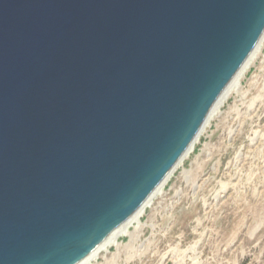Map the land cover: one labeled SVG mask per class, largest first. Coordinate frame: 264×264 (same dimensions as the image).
<instances>
[{
  "label": "water",
  "instance_id": "water-1",
  "mask_svg": "<svg viewBox=\"0 0 264 264\" xmlns=\"http://www.w3.org/2000/svg\"><path fill=\"white\" fill-rule=\"evenodd\" d=\"M263 37L264 0H0V264L115 234Z\"/></svg>",
  "mask_w": 264,
  "mask_h": 264
},
{
  "label": "rangeland",
  "instance_id": "rangeland-1",
  "mask_svg": "<svg viewBox=\"0 0 264 264\" xmlns=\"http://www.w3.org/2000/svg\"><path fill=\"white\" fill-rule=\"evenodd\" d=\"M161 188L91 264H264V37Z\"/></svg>",
  "mask_w": 264,
  "mask_h": 264
},
{
  "label": "bare ground",
  "instance_id": "bare-ground-1",
  "mask_svg": "<svg viewBox=\"0 0 264 264\" xmlns=\"http://www.w3.org/2000/svg\"><path fill=\"white\" fill-rule=\"evenodd\" d=\"M238 77V76H237ZM235 78L232 82H231V84L227 87V89H226V91L223 93V95L221 96V98L218 100V102H217V105H216V107L218 106V104L222 101V99H223V97L228 93V92H230L234 87H235V85L237 84V81H238V78ZM209 119V118H208ZM208 119H207V121H208ZM207 121H206V123H207ZM205 123V124H206ZM205 126V125H204ZM193 145V144H192ZM192 147V146H191ZM191 147H189V149L187 150V152L191 149ZM164 183V182H163ZM162 183V184H163ZM161 184V185H162ZM161 187V186H160ZM159 187V188H160ZM159 188L157 189V191L159 190ZM143 208H140L139 209V211H137V213H135L123 226H121L120 228H119V230L118 231H116V233L115 234H113L111 237H109L106 241H104L99 247H103V246H106V244L107 243H111L112 241H114L115 240V236H117L116 234L117 233H119V232H127V225L132 221V220H134L135 218H139V213H140V211L142 210ZM99 247L97 248V249H99ZM96 249V250H97ZM94 252V251H93ZM92 252V253H93ZM91 253V254H92ZM90 254V255H91ZM92 256V255H91ZM89 257V256H88ZM88 257H86V258H84V259H82L81 261H79V262H77V263H75V264H91V261L90 260H88L89 258Z\"/></svg>",
  "mask_w": 264,
  "mask_h": 264
}]
</instances>
